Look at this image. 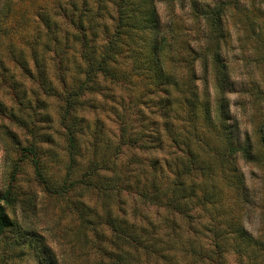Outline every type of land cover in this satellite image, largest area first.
<instances>
[{"label":"rangeland","instance_id":"374dc122","mask_svg":"<svg viewBox=\"0 0 264 264\" xmlns=\"http://www.w3.org/2000/svg\"><path fill=\"white\" fill-rule=\"evenodd\" d=\"M83 1L87 4L84 21L99 6L98 22L109 23V0H75L78 9ZM66 2L0 0V17L5 21L0 26V195L7 191L6 199L0 200V214L6 219L0 227V264H156L149 253L119 240L104 221L106 216L115 217L138 233L140 224L145 225L141 217L154 221L157 215H165L163 208L139 196L143 184L151 187L153 174L149 173L155 159L161 165L165 158L174 163L172 152L177 146L155 125L159 119L127 109L128 100L137 94L101 77V90L83 97V112L77 109L63 117L64 98L62 94L57 97L61 86L52 79L53 68L48 66L50 71L44 73L51 80L53 94L49 95L12 60L14 39L44 35L40 18L57 19L61 25L57 36H63V14L54 18L52 10L65 7ZM156 5L165 22L166 6L162 0H156ZM238 10L227 18L230 32L220 52L232 84L220 91L210 62L206 70L201 62L194 66L199 93L209 97L211 128L201 132L199 127H205L200 119L193 125L172 120V130L185 132L192 152L211 160L218 174L215 193H220L224 210L239 216L238 225L257 235L264 220V144L259 131L264 125V0L243 1ZM184 11L183 18L187 16ZM195 43L191 41L192 46ZM66 84L70 87V80ZM13 86L19 91L18 99L12 96ZM120 96L126 100L124 110L115 104ZM221 99L224 112L219 115L216 107ZM114 104L117 116L112 112ZM72 115L87 126H83L86 134L76 136L74 147L69 146L64 128ZM141 126L156 128L161 143L155 142L150 131H141ZM195 127L203 138L193 135ZM95 128L98 136L92 143ZM131 132L136 133L132 135L136 142L128 146ZM227 141L235 149L230 159L225 157L231 148L225 147ZM222 170L226 179L234 183L238 179L233 192L225 187ZM193 179L185 181L187 186ZM165 183L163 179L162 186ZM81 205L83 218L78 213ZM193 211L199 223L207 221L208 212L199 206ZM189 264L198 263L190 260ZM224 264H236L230 250Z\"/></svg>","mask_w":264,"mask_h":264},{"label":"trees","instance_id":"16d2710c","mask_svg":"<svg viewBox=\"0 0 264 264\" xmlns=\"http://www.w3.org/2000/svg\"><path fill=\"white\" fill-rule=\"evenodd\" d=\"M243 1L254 2L162 0L167 14L163 22L156 0H109L111 7L106 17L109 23H106L105 20L98 22L101 15L99 6L87 22L83 20L86 1L78 9L75 0H67L65 7L58 6L56 11L52 10L54 18L59 13L63 14L62 22L66 30L61 38L57 36V30L61 31L57 19L49 21L40 18V31L44 30V35L12 41V49L16 53H12L15 65L30 79H35L40 90L49 95L53 94L51 80L44 73L50 71L48 66L53 68L52 79L61 86L57 97L62 94L64 98L63 117H69L77 109L83 112V97L86 93L101 90L98 83L101 77L115 83L116 87L122 85L124 89L126 86L128 93L137 94L128 100L127 109L158 118L155 125L160 126L161 131L166 132L177 146L172 152L174 163H168L170 158L163 159V165L158 163V159L152 161L149 173L153 174L149 183L151 187L143 184L139 191L144 202L149 200L163 208L165 215H157L154 221L141 217L145 225L140 224L138 233L132 225L121 223L115 217L106 216L104 221L119 240L149 253L156 264H189L190 260L198 264H224L229 250L235 256L236 264H264V220L257 235H251L244 226L238 225L239 216L228 214L230 212L225 211L220 202V193H215L218 174L211 160L206 161L192 152V143L185 132L172 130V120L193 125L200 119L205 127H199L201 132L211 128L209 97L199 93L195 62H201L204 70L209 62L212 64L214 81L220 91L232 84L229 68L223 63L220 52L230 32L226 28L227 18L241 11L238 8ZM185 9L187 16L183 18ZM4 23L0 17V26ZM190 33L194 34L190 35L192 38L188 35ZM193 40L196 47L191 45ZM67 79L71 82L70 87L66 84ZM12 96L16 99L20 96L16 86L12 87ZM219 102L216 112L220 111L218 114L221 115L224 99ZM125 103L121 96L115 102L122 107L121 110H124ZM115 104L112 112L117 116ZM72 116L71 122L64 125L70 147L75 146L77 135L87 133L83 119ZM140 128L141 131H150L157 138L155 142L161 143L156 128ZM193 130L194 136L202 137L196 127ZM259 131L264 144V125H260ZM131 133L126 141L128 146L136 142V138L132 137L136 133ZM91 135L93 143L98 136L97 128ZM225 147H231L225 152L226 159H230L235 149L229 141ZM245 155L248 153L245 152ZM220 174L225 187L233 192L238 179L234 183L231 178L226 179L228 175L225 171ZM192 178L195 179L191 180V186H187L185 181ZM163 179L166 180L164 186ZM6 196L7 191L0 195V200H5ZM192 205L208 212L206 222L199 223L197 216L191 213L196 207ZM84 208L81 205L78 210L82 218ZM5 223L4 215L0 214V227ZM185 260L188 262L185 263Z\"/></svg>","mask_w":264,"mask_h":264}]
</instances>
